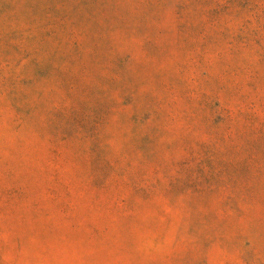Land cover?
<instances>
[{
	"label": "rangeland",
	"instance_id": "1",
	"mask_svg": "<svg viewBox=\"0 0 264 264\" xmlns=\"http://www.w3.org/2000/svg\"><path fill=\"white\" fill-rule=\"evenodd\" d=\"M0 264H264V0H0Z\"/></svg>",
	"mask_w": 264,
	"mask_h": 264
}]
</instances>
